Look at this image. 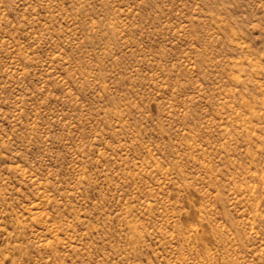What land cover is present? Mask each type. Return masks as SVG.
Listing matches in <instances>:
<instances>
[{
    "label": "rangeland",
    "instance_id": "374dc122",
    "mask_svg": "<svg viewBox=\"0 0 264 264\" xmlns=\"http://www.w3.org/2000/svg\"><path fill=\"white\" fill-rule=\"evenodd\" d=\"M0 264H264V0H0Z\"/></svg>",
    "mask_w": 264,
    "mask_h": 264
}]
</instances>
